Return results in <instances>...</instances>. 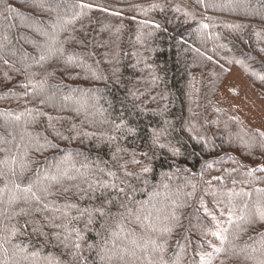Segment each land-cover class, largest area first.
Segmentation results:
<instances>
[{
	"label": "trees",
	"instance_id": "1",
	"mask_svg": "<svg viewBox=\"0 0 264 264\" xmlns=\"http://www.w3.org/2000/svg\"><path fill=\"white\" fill-rule=\"evenodd\" d=\"M234 68L264 97V0H0V137L9 142L0 148L10 149L0 159L15 155L19 162L27 150L24 184L37 169L65 173L60 183L49 182L47 210L14 216L27 206L0 202V230H18L0 261L46 264L42 257L53 255L62 264H160L161 257L201 264L207 242L219 245L210 235L215 224L228 229L225 248L260 257L264 225L238 217L248 211L246 201L251 207L264 195L256 191L264 189V148L258 131L217 105ZM154 132L181 154L153 145ZM233 193L249 195L230 199ZM173 201L183 205L179 224L164 232L173 224ZM96 208L104 215L93 212L89 224L81 212ZM153 240L162 252L153 251ZM14 245L40 258L24 259ZM222 260L255 264L243 254H220L211 264Z\"/></svg>",
	"mask_w": 264,
	"mask_h": 264
},
{
	"label": "snow or ice",
	"instance_id": "2",
	"mask_svg": "<svg viewBox=\"0 0 264 264\" xmlns=\"http://www.w3.org/2000/svg\"><path fill=\"white\" fill-rule=\"evenodd\" d=\"M81 7H91L90 5H82ZM57 51H60L61 54H63L62 49H58ZM44 57L42 56L41 59ZM75 60L74 55H69L67 57V62L72 63ZM5 63H7L5 61ZM15 120L19 121L20 116H16ZM120 125H117V128H119ZM129 132L133 131L132 129H128ZM261 144L260 146L264 148V132L258 133ZM161 137V133L154 132L153 133V145H157L161 149L167 148V150L173 155V156H179L181 154L180 149L176 146H173L171 144H164L159 143ZM15 139V137H14ZM21 139H23V136H21ZM0 142L9 143L6 141L3 137H0ZM19 147V144L16 145ZM37 151L43 150V145H40L37 149ZM10 149H4L0 148V152H8ZM28 155L27 150L21 155L19 162H17V158L15 155L9 157L5 155L3 159H0V178L5 180V183L3 187H0V198L6 197V199H0V202L5 203L8 206H13L19 202H23L24 205L27 207L21 208L19 212H13L12 215H29L31 212H41L43 210H47L48 204L43 203V201L46 198V195L51 194L49 192V188L51 187V183H60L61 182V176L65 173L57 172V174H51L47 171L43 172L41 174V170L37 169V174L35 180L29 179V182L27 184L23 183V174L25 171H27L30 167V163L27 161L26 157ZM142 155H147V153H142ZM70 156H65L64 160H69ZM133 164L140 165L142 162L140 160L135 159L133 157V160L131 161ZM14 166H18L20 168L19 173V181L17 180V172L15 170ZM259 171H264V168L258 169ZM143 172H149L151 169L147 166H144L142 168ZM179 171V169H177ZM126 175H132V173H126ZM248 175L252 176L253 171L249 170ZM11 176V179H8V177ZM168 176V173H162V177ZM171 177H169L170 179ZM71 179V177H69ZM218 179V178H217ZM51 182V183H49ZM163 183V180H162ZM210 183V182H209ZM235 183V181H234ZM104 187H107V185H104ZM164 187L167 188L168 185L164 184ZM195 185H192L193 192L195 191ZM65 192L68 191L67 188L64 189ZM123 191V189H121ZM258 193H264V189H256ZM186 195H193V193H187ZM247 196L248 193H233L229 195V198L231 199V196ZM110 203V202H106ZM43 205V207H41ZM173 210L169 213V216L167 217L170 219L173 224L169 227H165L163 229L164 232H171L173 227L177 226L179 224V215L176 214V209L182 207L183 205L180 204L178 201H173ZM68 207H72L71 205H68ZM121 207H124L126 209V212L128 215H133V211L130 208H127L126 205L122 204ZM201 208L204 209L205 216H207L211 221L215 222L217 217L209 212V209L204 205L203 200H201ZM245 208L248 209L245 215H241L238 217L239 221L244 222L245 224L254 227L255 225H264V195L257 198L256 201H254L251 204V207H249L248 202H245ZM7 208H5V213H7ZM59 211V209H57ZM87 212V215L89 217L88 223H92L93 219V212H99L101 215H104V211L102 208H96L91 211L85 209L81 212V215H84V213ZM64 215H67V212H64ZM136 219L139 220L140 216L136 215ZM147 219V217H145ZM26 224L29 223L28 221L25 222ZM228 224L235 223L233 221V216L231 213V210H229V216L227 220ZM55 226V225H53ZM143 226V225H142ZM66 227V226H65ZM237 227L239 228V225L237 224ZM17 229L15 226H13L11 229L8 230H0V250L7 253L9 251L8 248L5 247L6 244H11L12 238L17 234ZM240 231H247L246 228H240ZM33 232L37 233L40 236H45L47 239L46 234L43 232L41 228L33 227ZM228 232V229L224 228L222 229L219 224H215V230L210 231V235L215 238L216 241L219 242V245L214 243L213 241H208V247L211 249V251L205 252L204 255H201L200 260L201 264H211L212 260L219 257L220 254H226V259L231 257L239 258L241 254H243V259L245 260H253L255 261V264H264V249L260 252V257H254L251 253H248L245 249H241L240 252H231L230 249L225 248L226 242L230 244L228 240V236L225 235V233ZM207 234V233H206ZM259 234V233H258ZM262 236V241H264V234H259ZM56 239H60L59 234L56 235ZM77 239H83V237L80 235V233L77 231ZM68 240V236L64 237V241ZM64 241H61L64 243ZM151 243L154 245L153 251H156L159 249L161 252L163 251V248L160 247V245H157L156 241L153 240ZM64 247L67 248L68 244L64 243ZM74 247L76 249H80L81 245L80 243H75ZM89 247H93L92 245H89ZM14 254L16 251L24 254V259H28L29 257L32 258H40V252L33 250L28 251L26 248H20L18 245H14ZM256 250L253 249V252ZM79 253L75 252L73 253V256H78ZM43 261L46 262V264H62V262L53 255H48L42 257ZM81 260H84V257H80ZM0 264H4L3 261H0ZM160 264H165L163 257L160 258ZM221 264H224V261H221Z\"/></svg>",
	"mask_w": 264,
	"mask_h": 264
},
{
	"label": "rangeland",
	"instance_id": "3",
	"mask_svg": "<svg viewBox=\"0 0 264 264\" xmlns=\"http://www.w3.org/2000/svg\"><path fill=\"white\" fill-rule=\"evenodd\" d=\"M217 105L246 129L264 132V97L237 69L230 71L219 91Z\"/></svg>",
	"mask_w": 264,
	"mask_h": 264
}]
</instances>
